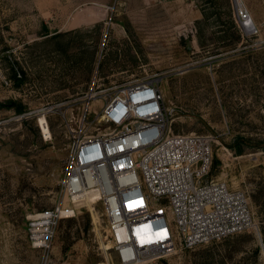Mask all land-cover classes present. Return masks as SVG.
I'll return each instance as SVG.
<instances>
[{
    "label": "rangeland",
    "instance_id": "374dc122",
    "mask_svg": "<svg viewBox=\"0 0 264 264\" xmlns=\"http://www.w3.org/2000/svg\"><path fill=\"white\" fill-rule=\"evenodd\" d=\"M243 2L253 18L260 14L259 0ZM258 29L254 38L241 32L232 0H0V264H117L100 205L61 219L47 256L32 247L28 219L58 199L70 128L93 77L114 88L157 74L172 131L218 136L212 178L248 194L258 230L154 253L141 264H264ZM99 104L94 99L90 110ZM237 137L248 143L232 146Z\"/></svg>",
    "mask_w": 264,
    "mask_h": 264
},
{
    "label": "built area",
    "instance_id": "2783aa9c",
    "mask_svg": "<svg viewBox=\"0 0 264 264\" xmlns=\"http://www.w3.org/2000/svg\"><path fill=\"white\" fill-rule=\"evenodd\" d=\"M232 2L237 27L257 36L259 26L243 0ZM161 79L139 76L111 88L93 77L70 128L58 199L28 219L32 247L47 256L58 222L86 208V199L92 209L100 205L117 264H141L154 253L161 257L258 230L248 194L212 178L218 136L172 131ZM97 98V110H90ZM91 111L95 119L88 121Z\"/></svg>",
    "mask_w": 264,
    "mask_h": 264
},
{
    "label": "crops",
    "instance_id": "0c3cea01",
    "mask_svg": "<svg viewBox=\"0 0 264 264\" xmlns=\"http://www.w3.org/2000/svg\"><path fill=\"white\" fill-rule=\"evenodd\" d=\"M259 6H260V14L258 16H254V21L257 23L259 28H264V0H259ZM252 11V4L249 6ZM248 8V7H247ZM250 11V10H249ZM254 12V11H253ZM251 13V12H250ZM252 15V14H251ZM253 17V16H252Z\"/></svg>",
    "mask_w": 264,
    "mask_h": 264
},
{
    "label": "trees",
    "instance_id": "16d2710c",
    "mask_svg": "<svg viewBox=\"0 0 264 264\" xmlns=\"http://www.w3.org/2000/svg\"><path fill=\"white\" fill-rule=\"evenodd\" d=\"M14 79L17 80V82H16L17 84H19L21 82V79L15 77V76H14ZM23 111H24V108L21 104L16 105V112L17 113H22ZM242 143H248V142L243 137H237L232 146H237V145H240ZM249 143H251V142H249ZM249 145H251V144H249ZM216 162H217V160H214V163H216Z\"/></svg>",
    "mask_w": 264,
    "mask_h": 264
},
{
    "label": "bare ground",
    "instance_id": "6f19581e",
    "mask_svg": "<svg viewBox=\"0 0 264 264\" xmlns=\"http://www.w3.org/2000/svg\"><path fill=\"white\" fill-rule=\"evenodd\" d=\"M81 204H85L87 206V208H91V204H90V201H88V199L85 200V202H81ZM106 231H107V243H106V246L108 250H111L112 248V244L114 242V238L111 236L109 230L107 229V227H105Z\"/></svg>",
    "mask_w": 264,
    "mask_h": 264
}]
</instances>
